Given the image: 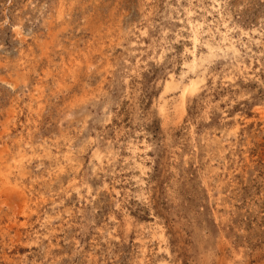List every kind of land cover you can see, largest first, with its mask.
<instances>
[{
    "label": "rangeland",
    "instance_id": "obj_1",
    "mask_svg": "<svg viewBox=\"0 0 264 264\" xmlns=\"http://www.w3.org/2000/svg\"><path fill=\"white\" fill-rule=\"evenodd\" d=\"M0 264H264V0H0Z\"/></svg>",
    "mask_w": 264,
    "mask_h": 264
},
{
    "label": "bare ground",
    "instance_id": "obj_2",
    "mask_svg": "<svg viewBox=\"0 0 264 264\" xmlns=\"http://www.w3.org/2000/svg\"><path fill=\"white\" fill-rule=\"evenodd\" d=\"M200 26H201V24L200 23H198L197 24V26H196V28H195V30H194V37H193V41H194V44H195V48H196V46H197V43H198V41H199V29H200ZM194 48V49H195ZM211 49V48H210ZM211 50H213V49H211ZM194 52V51H193ZM213 52V51H212ZM195 80H197V79H195ZM198 81V80H197ZM196 81H191L189 84L191 85V88L193 89V88H195V85H196ZM8 179V178H7Z\"/></svg>",
    "mask_w": 264,
    "mask_h": 264
}]
</instances>
